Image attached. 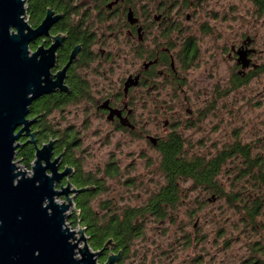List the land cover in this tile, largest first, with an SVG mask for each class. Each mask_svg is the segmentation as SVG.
I'll return each mask as SVG.
<instances>
[{
  "label": "rangeland",
  "instance_id": "1",
  "mask_svg": "<svg viewBox=\"0 0 264 264\" xmlns=\"http://www.w3.org/2000/svg\"><path fill=\"white\" fill-rule=\"evenodd\" d=\"M193 2L186 10L192 14L187 24L195 34L205 35L198 45V57L186 72L189 105L195 112L190 117L180 110L185 122L163 134L180 133L183 151L190 157H211L237 142L250 145L253 154L264 156V12L253 0ZM248 34L256 38L259 52L254 58L258 68L248 70L246 80L235 86L238 69L229 51L233 42L240 43ZM152 94L161 99L169 97L166 89ZM79 107L70 104L65 111L61 107L47 120L54 130L59 123L63 128L80 126L84 118L76 115ZM168 115H160L158 124L152 123L149 131L159 133ZM170 121L175 123L173 117ZM81 134V144L74 151L84 174L103 176L112 161L120 171L116 176H104L106 189L94 197L96 208L101 209L106 200L115 211H121L124 205L143 206L164 184L162 153L145 136L118 131L106 118L97 117L83 125ZM245 165L241 154L226 162L219 177L225 195L215 200H209L212 191L195 189L189 185L191 181L182 183L181 204L171 217L161 220L146 216L144 234L133 242L122 264H240L250 256L252 242L264 238V212L256 222L249 223L244 219L242 200H231L233 192L245 201L249 195L257 194L252 177L242 175ZM21 166L32 170L27 164ZM101 256L100 262L104 260Z\"/></svg>",
  "mask_w": 264,
  "mask_h": 264
},
{
  "label": "flooded vegetation",
  "instance_id": "2",
  "mask_svg": "<svg viewBox=\"0 0 264 264\" xmlns=\"http://www.w3.org/2000/svg\"><path fill=\"white\" fill-rule=\"evenodd\" d=\"M193 4V0H28V22L33 29L49 10L52 17L59 16L48 32L29 41L28 48L30 54L40 51L38 57L55 50L50 73L56 80L61 72V84L30 105L27 118L35 119L30 126L34 136L24 131L19 139L17 158L21 165L32 167L36 147L53 140L52 160L61 155L56 162L59 170L71 168L62 182L75 184L83 170L74 149L81 144L83 125L93 117L106 118L118 131L145 136L162 153L172 134L163 131L168 133L173 125L180 127L185 122L179 111L184 109L190 117L195 112L189 105L186 72L198 57V45L205 35L195 34L187 24L192 14L186 10ZM255 44L256 38L249 34L240 43L231 44L229 56L236 60L242 78L248 70L258 68ZM240 51L245 52L246 66L242 59L239 61ZM164 89L168 98L152 94ZM70 104L81 105L76 115L83 116L82 125L63 128L59 123L53 131L48 117L61 107L65 111ZM166 113L170 117L165 118L163 128L159 126L160 132L149 131L151 124H158L159 116ZM31 137L35 142L28 141Z\"/></svg>",
  "mask_w": 264,
  "mask_h": 264
},
{
  "label": "water",
  "instance_id": "3",
  "mask_svg": "<svg viewBox=\"0 0 264 264\" xmlns=\"http://www.w3.org/2000/svg\"><path fill=\"white\" fill-rule=\"evenodd\" d=\"M27 1L0 0V264H112L121 252H111L100 262L112 240L95 250L86 227L69 226L75 195L91 186L62 182L71 168L59 170L56 162L61 155L52 160L53 140L36 147L30 172L22 168L21 159L16 160L23 132L34 136L30 126L35 119L27 118L31 103L61 84V72L56 80L50 73L55 50L38 57L40 51L30 54L28 48L29 41L48 32L59 16L52 17L49 10L33 29L28 22ZM241 59L248 65L245 52L240 51ZM61 196L63 201L57 199Z\"/></svg>",
  "mask_w": 264,
  "mask_h": 264
},
{
  "label": "trees",
  "instance_id": "4",
  "mask_svg": "<svg viewBox=\"0 0 264 264\" xmlns=\"http://www.w3.org/2000/svg\"><path fill=\"white\" fill-rule=\"evenodd\" d=\"M253 2L258 6L260 12H264V0H253ZM244 80L246 79L236 75L235 86ZM183 142V138L178 133H172L169 142L163 145L160 169L164 174L165 182L143 206L124 205L121 211H115L107 200L102 203L101 209L94 205V197L106 189L104 176L111 177L119 174V167L116 163L110 162L103 176L99 177L92 172L79 173V176L73 181L77 186H91V188L76 194V211L71 214L70 222L73 226L81 224L87 228L89 243L94 249L102 248L107 241L112 240V247L106 249L109 250V253L106 251V254L101 256L104 259L101 263L107 259L106 255L114 250L121 252V257L112 264L123 263L132 249L133 242L144 234V221L147 215L161 220L171 217L172 211L181 204L183 199L182 183L191 181L189 185L195 189L204 188L212 191L209 200L224 196L225 188L219 177L226 162L237 154L242 155L246 164L242 170L243 177H252L258 191L257 194L249 195L246 201L238 192H233L231 200L236 202L242 200V205L246 210L244 219L248 222H256L257 218L263 214V155L253 154L250 145L237 142L234 146L222 149L211 157L201 155L190 157L183 151ZM33 156L34 153L31 154L28 161ZM251 248L253 253L243 259L240 264H264V238L252 242Z\"/></svg>",
  "mask_w": 264,
  "mask_h": 264
},
{
  "label": "built area",
  "instance_id": "5",
  "mask_svg": "<svg viewBox=\"0 0 264 264\" xmlns=\"http://www.w3.org/2000/svg\"><path fill=\"white\" fill-rule=\"evenodd\" d=\"M59 201H62V199L61 198H59L58 199ZM74 211H76V208L75 207H72L70 210H69V212H74ZM68 223H69V226L71 227V228H76L77 226H73L72 224H71V222H70V220L68 221ZM80 225V224H79Z\"/></svg>",
  "mask_w": 264,
  "mask_h": 264
},
{
  "label": "bare ground",
  "instance_id": "6",
  "mask_svg": "<svg viewBox=\"0 0 264 264\" xmlns=\"http://www.w3.org/2000/svg\"><path fill=\"white\" fill-rule=\"evenodd\" d=\"M16 160H18V158L16 159ZM59 198H63V199H65V197H63V196H61V197H58L57 199H59ZM63 201V200H62ZM75 208H76V206H75ZM71 214H72V212H70ZM69 220V219H68ZM85 227V226H84Z\"/></svg>",
  "mask_w": 264,
  "mask_h": 264
}]
</instances>
